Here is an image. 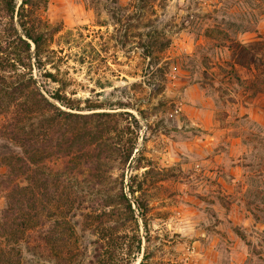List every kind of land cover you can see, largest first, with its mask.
I'll return each mask as SVG.
<instances>
[{
	"label": "rangeland",
	"instance_id": "1",
	"mask_svg": "<svg viewBox=\"0 0 264 264\" xmlns=\"http://www.w3.org/2000/svg\"><path fill=\"white\" fill-rule=\"evenodd\" d=\"M37 12L58 29L38 83L85 116L111 112L102 122L117 129L89 163L39 170L73 204V260L42 242L53 224L44 217L17 264H95L100 224L116 232L107 264H264V0H45ZM3 120L0 154L15 149ZM121 187L134 220H124ZM5 202L0 185V210Z\"/></svg>",
	"mask_w": 264,
	"mask_h": 264
},
{
	"label": "trees",
	"instance_id": "2",
	"mask_svg": "<svg viewBox=\"0 0 264 264\" xmlns=\"http://www.w3.org/2000/svg\"><path fill=\"white\" fill-rule=\"evenodd\" d=\"M43 2L0 0V114L4 116L1 129L15 148L5 147L6 151L0 154V162L5 166L0 185L6 197L0 210V264L18 263L22 256L20 241L31 230H43L44 217H52L53 224L43 234L42 242L61 261L73 260L77 243L69 218L73 204L60 202V198L51 194L47 178L38 182L39 170L44 162L59 158L89 163L95 151L109 144L112 129H117L102 122L113 115L111 112L80 114L74 100L58 89L49 93L34 77V69L39 72L44 64L42 53L47 36L58 30L45 23L37 12ZM45 73L55 81L51 72ZM135 145L136 140L130 136L118 148L122 164L129 161ZM128 187L131 194L136 191L131 185ZM115 197L125 212L124 220H134V210L122 187ZM135 202L146 225L145 205L137 199ZM98 234L96 243H101L99 248L104 249L99 252L96 247L94 261L107 264L112 253L107 251L106 244L116 232L100 224ZM137 245L140 247L139 242Z\"/></svg>",
	"mask_w": 264,
	"mask_h": 264
}]
</instances>
